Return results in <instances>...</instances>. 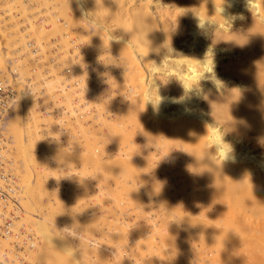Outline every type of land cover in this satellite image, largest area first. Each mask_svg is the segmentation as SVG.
I'll use <instances>...</instances> for the list:
<instances>
[{
  "label": "bare ground",
  "instance_id": "obj_1",
  "mask_svg": "<svg viewBox=\"0 0 264 264\" xmlns=\"http://www.w3.org/2000/svg\"><path fill=\"white\" fill-rule=\"evenodd\" d=\"M157 1L0 0V264H264V0Z\"/></svg>",
  "mask_w": 264,
  "mask_h": 264
},
{
  "label": "built area",
  "instance_id": "obj_2",
  "mask_svg": "<svg viewBox=\"0 0 264 264\" xmlns=\"http://www.w3.org/2000/svg\"><path fill=\"white\" fill-rule=\"evenodd\" d=\"M7 74L10 79L7 77H3L0 79V210H8V202L12 201L13 207H9L10 213H15L17 210L13 209L15 204L17 205V198L14 197L13 194L9 193L10 185L13 184L14 181V173L11 171L12 162L9 159V148L8 141L9 138L6 135V121L11 113V109L13 107L14 98H16V86L20 85L18 82V78H16V71L7 66ZM16 189V186H15ZM18 206V205H17ZM2 216V212H0V217ZM6 222V221H5ZM1 224L0 227H2ZM6 226L8 228L9 223L6 222ZM2 231H0L1 233ZM25 236L27 235L24 234Z\"/></svg>",
  "mask_w": 264,
  "mask_h": 264
},
{
  "label": "rangeland",
  "instance_id": "obj_3",
  "mask_svg": "<svg viewBox=\"0 0 264 264\" xmlns=\"http://www.w3.org/2000/svg\"><path fill=\"white\" fill-rule=\"evenodd\" d=\"M163 1H164V3H163V2H158V1H157V4H159V5H161V6L167 5V4H166L167 1H166V0H163ZM168 5H169V4H168ZM169 9H170V10H174V9H171V8H169ZM38 15L40 16V14H38ZM36 16H37V14H36ZM10 29H11V28H10ZM29 40H31V39H29ZM29 40H28V41H29ZM28 41H27V42H28ZM32 42H33V41H32ZM33 44H34V42H33ZM34 45H35V44H34ZM201 47H202V46H201ZM1 50H2V49H1ZM169 58H170V57H169ZM171 62H173V61H171ZM171 62H170L169 64H170V65H173V63H171ZM7 64H8V63H7ZM7 64H6V65H7ZM9 65H10V63H9ZM7 66H8V65H7ZM174 66H175V64H174ZM174 66H173V67H174ZM144 72H145V74H146V75L144 74V76H147V74H148L147 70L143 71V73H144ZM216 74H217V73H216ZM166 75H167V74H166ZM218 76H219V77H222V75H221V76L218 75ZM166 78H167V77H166ZM168 78H169V77H168ZM171 78L173 79V80H171V81H175L174 79L176 78V82H178V80H177L178 78H177L176 76H174V74L171 76ZM0 79H1V78H0ZM19 81H20V80H19ZM22 87H23V88H22ZM212 87H213L212 90L215 89V90H214V91H215L214 93H217V92L219 91V88H218L217 86H216V87H217V91H216V87H215V85H213ZM20 88H21V90H20V93H21V94L18 93V95H19V96H20V95L22 96V94H24L23 91H24V92H27V91H25L23 85H22ZM19 96H18V97H19ZM15 103H16V101L14 102V104H15ZM209 118H210V117H209ZM213 124H215V125L217 126L218 131L220 132L221 135L224 136V138L229 137L225 132H223V129H222V126H221L220 123L217 124L215 121H213ZM6 134H7V133H6ZM13 157H14V156H13ZM158 174L161 175V172L159 171ZM159 175H158V176H159ZM148 176H149V175L142 176L141 178L138 177L139 180L136 181V182H137L136 184H137V185H140V183H144V181H146V184L148 185V184H149V181H151V180L147 181L148 179L146 180V177H148ZM156 176H157V175H156ZM19 177L21 178V173H20ZM150 177H151V176H150ZM150 177H149V179H150ZM20 178H19L20 183H23V181H21L22 179H20ZM140 179H141V180H144V181L141 182ZM137 185H136V186H137ZM144 185H145V183H144ZM141 186H142V185H141ZM21 187H22V190H23V184H22ZM137 187H138V186H137ZM22 194H23V191L21 192V195H20V199H21V200H19L20 202L23 200V198H22V197H23ZM89 198L93 199L92 197H89ZM90 201H91V200H90ZM20 202H19V203H20ZM79 206H81V205H79ZM20 207H21L20 209H22V202H21V204H20ZM94 207H96V208H94V209H97V206H94ZM85 208L87 209L88 206L86 205ZM83 209H84V208H83ZM23 211H24V209H23L22 212H21V217H22V213H24ZM21 217H20V218H21ZM21 219H22V218H21ZM21 219H20V220H21ZM21 223H24V221H23V222L21 221ZM68 242H69V241H68ZM64 247H65V246H64ZM66 248H67V250L69 249L68 247H66ZM91 250L94 251V253L96 252L95 249H91ZM67 252L70 253V251H67ZM97 252H98V251H97ZM157 254H158V253H157ZM65 255L68 256V257H71V256H72V253H70L71 256H70L69 254L67 255L66 253H65ZM158 255L160 256V254H158ZM174 257H175V256H174ZM174 257H173V258H174ZM173 258H172V259H173ZM172 259H171V260H172ZM28 260H29L30 262H32V261H31L32 259L28 258ZM149 260H150V263H152V264L155 263V261H156V260H155V261L153 262V261H151V259H147V261H149ZM173 260H174V259H173ZM195 263H196V262H195ZM156 264H159V263L156 262Z\"/></svg>",
  "mask_w": 264,
  "mask_h": 264
},
{
  "label": "clouds",
  "instance_id": "obj_4",
  "mask_svg": "<svg viewBox=\"0 0 264 264\" xmlns=\"http://www.w3.org/2000/svg\"><path fill=\"white\" fill-rule=\"evenodd\" d=\"M84 83H85V80H84ZM53 87V85H49V88H52ZM57 139H58V136L56 137ZM70 254V253H69Z\"/></svg>",
  "mask_w": 264,
  "mask_h": 264
},
{
  "label": "snow or ice",
  "instance_id": "obj_5",
  "mask_svg": "<svg viewBox=\"0 0 264 264\" xmlns=\"http://www.w3.org/2000/svg\"><path fill=\"white\" fill-rule=\"evenodd\" d=\"M70 255V254H69Z\"/></svg>",
  "mask_w": 264,
  "mask_h": 264
}]
</instances>
